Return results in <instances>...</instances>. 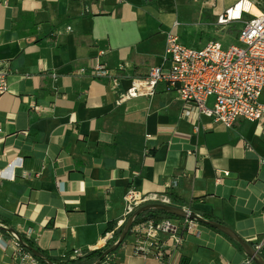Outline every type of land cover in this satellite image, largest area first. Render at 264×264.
Here are the masks:
<instances>
[{
  "label": "crops",
  "instance_id": "0c3cea01",
  "mask_svg": "<svg viewBox=\"0 0 264 264\" xmlns=\"http://www.w3.org/2000/svg\"><path fill=\"white\" fill-rule=\"evenodd\" d=\"M222 6L217 0H0V68L8 73L0 98L4 227L24 237L32 231L29 241L54 259L103 248L122 226L123 198L134 188L172 195L183 203L170 206L213 216L253 248L262 244L257 252L264 255V121L241 119L231 128L204 116L189 122L163 84L152 97L119 100L161 64L166 34L180 33L190 16L216 25L232 7ZM96 64L107 74H98ZM109 232L113 238L102 241ZM8 233L0 230L5 242ZM168 256L171 264H243L247 257L200 223ZM109 261L161 264L136 256L127 241ZM0 264H19L10 246L0 248Z\"/></svg>",
  "mask_w": 264,
  "mask_h": 264
},
{
  "label": "built area",
  "instance_id": "2783aa9c",
  "mask_svg": "<svg viewBox=\"0 0 264 264\" xmlns=\"http://www.w3.org/2000/svg\"><path fill=\"white\" fill-rule=\"evenodd\" d=\"M245 3L249 5L245 6ZM237 8L238 17H231V12ZM245 15L247 19H244ZM232 23H240L242 27L236 42L227 47L219 41H211L202 49H195L181 44L173 32L166 34L161 64L150 68L145 78L134 80L119 100L152 97L157 87L163 84L165 89L176 93L182 103L180 117L189 122L198 121L204 116L225 128L233 127L241 119L261 124L264 121V103L261 101L264 92V0H239L217 16V26L225 27ZM95 70L100 75L107 74L99 64H96ZM7 76L8 73L0 68V98L8 91ZM116 86L117 80H113V87ZM210 99L212 104L209 106ZM18 161L16 165H20ZM223 176L227 177L229 173L225 172ZM176 186V182H173L171 188ZM123 200L122 225L143 205H172L168 195H144L134 188L126 191ZM182 209L191 212L187 207ZM1 227L4 226L0 224ZM198 227L199 223L188 217L161 220L142 218L129 230L133 238V253L136 256H151L161 264H171L168 254L180 250L187 237L198 233ZM113 234H105L102 241L108 242ZM31 235L32 231H28L25 239L29 240ZM8 236L7 242L0 236V248L10 246L19 264H39L21 246L17 233L9 232ZM261 247L262 244H258L254 249L260 251ZM91 251L73 250L70 259L80 258ZM110 256L105 261H109ZM243 264L254 263L246 257Z\"/></svg>",
  "mask_w": 264,
  "mask_h": 264
},
{
  "label": "trees",
  "instance_id": "16d2710c",
  "mask_svg": "<svg viewBox=\"0 0 264 264\" xmlns=\"http://www.w3.org/2000/svg\"><path fill=\"white\" fill-rule=\"evenodd\" d=\"M238 34H239V30L235 34L236 39H237ZM170 198L173 202H176L179 204L183 203L181 200H178L177 198L173 197L172 195H170ZM188 208L190 209L191 212H194L195 214H197L198 216H200L201 218H203L206 221H213V222H217V223L221 224V222L216 220L213 216H211L205 212H202L200 210H197V209L193 208L191 205H189ZM142 218H154L156 220H161V219H166V218L181 219L178 216H173L171 214H168V213L160 211V210H150V211L144 212V213L140 214L139 216H137L133 220V224H135L137 221H139ZM0 224L5 226V222L0 221ZM124 224L117 230L113 240L111 242L107 243L103 248L95 249L91 252H86L82 257L77 258V259H70L71 252L68 254H65L62 258H56V259L51 258L47 254H45V253L41 252L39 249H37L34 246V244L31 241L25 239L24 236L18 234V237H19L20 244L24 249H26L27 251L32 249V250H35L39 254L38 257H34L39 262V264H94L103 255V253L106 250H108L110 247H112L117 242V240H118V238L122 232V229L124 227ZM110 229H111V227H108L107 231H109ZM0 230L3 232H11V230H9L7 228H2V227L0 228ZM213 231L220 234L219 232H217L215 230H213ZM128 235H129V233H128ZM224 237L227 238L226 236H224ZM227 239L229 241H231L229 238H227ZM231 242L234 244V246H236V248L240 252L243 253V250L241 249V247L237 243H235L233 241H231ZM125 243H126V238L122 242V244L118 247V249ZM249 244L252 246V243L249 242ZM115 252H112L108 256L115 254ZM260 255L264 260V255L263 254H260ZM106 258L107 257H104L103 260L101 261V263L104 262L106 260ZM187 263H188L187 259H181L180 260V264H187Z\"/></svg>",
  "mask_w": 264,
  "mask_h": 264
},
{
  "label": "rangeland",
  "instance_id": "374dc122",
  "mask_svg": "<svg viewBox=\"0 0 264 264\" xmlns=\"http://www.w3.org/2000/svg\"><path fill=\"white\" fill-rule=\"evenodd\" d=\"M236 1L238 0H217L218 6L221 7L223 5L222 8L233 6ZM181 16L183 15L181 14ZM190 17L189 21H187L188 24H183L185 27H181L180 33H177L176 36L179 38L181 44L195 49H202L211 41H219L224 47H227L236 42L235 34L242 27L240 23H232L225 27H221L215 25L213 22H209L205 16L203 18L199 16H196V18L194 16ZM247 18L248 17L245 15L244 19ZM182 30H184V33ZM126 241L131 243L133 241L132 236L128 235ZM101 264H114V261H104Z\"/></svg>",
  "mask_w": 264,
  "mask_h": 264
},
{
  "label": "water",
  "instance_id": "95a60500",
  "mask_svg": "<svg viewBox=\"0 0 264 264\" xmlns=\"http://www.w3.org/2000/svg\"><path fill=\"white\" fill-rule=\"evenodd\" d=\"M150 210H160L163 212H166L168 214H171L173 216H178L180 218H189L190 220H195L198 223L209 227L212 230H215L222 234L223 236H226L231 241L237 243L241 249L243 250L244 254L250 258L254 264H264V260L261 257V255L245 240H243L239 235H237L232 229H230L227 226H224L220 223L213 222V221H206L194 212L187 213L182 208L174 207V206H167L163 204L158 203H152V204H146L141 207H139L125 222L124 227L122 229V232L117 240V242L110 247L108 250H106L103 255L94 263V264H100L104 257H107L112 252H115L118 247L122 244V242L125 240V238L128 235V232L133 224V220L139 216L140 214L150 211ZM11 232H14L11 230ZM30 253L34 257H38L39 254L35 251L30 249Z\"/></svg>",
  "mask_w": 264,
  "mask_h": 264
},
{
  "label": "bare ground",
  "instance_id": "6f19581e",
  "mask_svg": "<svg viewBox=\"0 0 264 264\" xmlns=\"http://www.w3.org/2000/svg\"><path fill=\"white\" fill-rule=\"evenodd\" d=\"M249 4L248 3H245V6H248ZM239 8H237V10L231 12V17L233 18H237L238 15H239V12H238ZM254 13H256V11L253 9Z\"/></svg>",
  "mask_w": 264,
  "mask_h": 264
}]
</instances>
